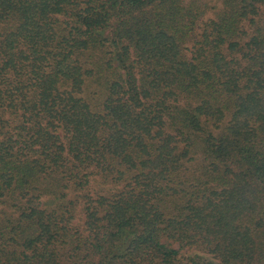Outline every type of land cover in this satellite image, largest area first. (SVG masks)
Wrapping results in <instances>:
<instances>
[{
    "label": "trees",
    "instance_id": "trees-1",
    "mask_svg": "<svg viewBox=\"0 0 264 264\" xmlns=\"http://www.w3.org/2000/svg\"><path fill=\"white\" fill-rule=\"evenodd\" d=\"M0 264H264V0H0Z\"/></svg>",
    "mask_w": 264,
    "mask_h": 264
},
{
    "label": "rangeland",
    "instance_id": "rangeland-1",
    "mask_svg": "<svg viewBox=\"0 0 264 264\" xmlns=\"http://www.w3.org/2000/svg\"><path fill=\"white\" fill-rule=\"evenodd\" d=\"M93 91H95V89L93 88ZM98 184L96 183V186H97ZM193 253V252H192ZM195 253V252H194Z\"/></svg>",
    "mask_w": 264,
    "mask_h": 264
}]
</instances>
